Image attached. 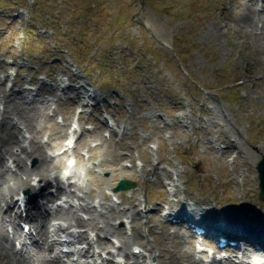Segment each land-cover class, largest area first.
Returning a JSON list of instances; mask_svg holds the SVG:
<instances>
[{
    "label": "rangeland",
    "instance_id": "374dc122",
    "mask_svg": "<svg viewBox=\"0 0 264 264\" xmlns=\"http://www.w3.org/2000/svg\"><path fill=\"white\" fill-rule=\"evenodd\" d=\"M247 1L0 0V114L25 145L33 140L49 154L60 155L73 133L75 148L52 175L67 173L82 187L64 195L82 222L64 225L86 242L109 243L115 258L125 243L128 253L142 248L139 264H157L149 249L165 264H209L213 250L199 253L188 231L164 222L162 208L209 204L242 222L253 212L264 227L254 168L264 157V66L258 42L238 28ZM60 77L105 102L82 107L73 88L56 97ZM33 99L46 110L34 112ZM103 115L115 121L114 133ZM228 138L238 154L226 153ZM121 180L136 188L113 193ZM143 207L157 211L141 216Z\"/></svg>",
    "mask_w": 264,
    "mask_h": 264
},
{
    "label": "bare ground",
    "instance_id": "6f19581e",
    "mask_svg": "<svg viewBox=\"0 0 264 264\" xmlns=\"http://www.w3.org/2000/svg\"><path fill=\"white\" fill-rule=\"evenodd\" d=\"M255 0H248L245 3V13L242 18L239 19L238 28L240 31L246 36H250L258 43L259 50V57L260 62L263 63L264 66V0H261L259 6L260 9L258 12L254 10V5H258L255 3ZM66 82V81H65ZM58 87L60 85L65 86L66 84L64 81L57 84ZM85 92L82 93V97L84 96ZM57 97V94H55ZM89 96V95H87ZM92 95H90L91 97ZM32 110L34 112L46 110L47 103L45 100L36 101L33 99ZM39 102V103H38ZM83 105V104H82ZM6 114V111L3 110L0 114V132L3 130L2 127L5 128L7 135L5 138L0 139V263L1 264H61L60 261L56 260L55 258H50V255L53 253L50 249L51 246L47 245V235L49 229L45 226L49 224L52 219H58L67 222L68 219H76L78 222H82L78 217L75 216L74 205L67 199L66 202L63 204L66 206L65 208H50L49 210H44L42 219L38 222L35 220V217L40 215L39 206L35 204L34 197L29 200V205L27 209V214L24 219V224L29 228L28 230L33 233L27 232L26 234L22 233L20 228L16 223V219L18 216L12 211L13 206L16 204L17 200L13 202V195L17 194L25 189L32 190L35 194L38 193L40 195L43 194V190L46 187H49L51 181H55L58 184V196H63L65 193V183L68 182V188L75 189L76 191H82V187L72 183L74 176H64V177H54L52 175V170L56 169V166H59L63 162V158L68 153V149L62 151L60 155H53L49 154V151L45 149L42 145H37L34 147L33 140L27 141L28 144H24V138L22 136L21 139H18L17 134L13 131L18 133V129L15 128L13 124L7 120L8 115L3 116ZM37 114V113H36ZM17 115V114H15ZM38 115V114H37ZM17 118L21 119V117ZM223 118V123L227 125V119ZM10 128L8 129V127ZM228 126V125H227ZM123 133V132H122ZM231 137V136H230ZM229 137V138H230ZM234 137V135H232ZM226 139L227 146L225 147L226 153H230L233 149L238 154L237 149L235 148L234 142L230 141V139ZM75 138L73 133H70V140L69 143H75ZM225 140V139H224ZM26 142V143H27ZM44 148V149H43ZM53 150V149H51ZM30 159H36L37 165L34 168L29 167L28 161ZM159 163V162H158ZM158 163H154L153 167L149 171V174H154ZM76 177L79 178L80 175L75 173ZM43 182L44 186H41L39 183ZM38 184V185H37ZM170 186V191L174 194L178 190L177 180L170 181L168 184ZM76 191H72V196H77ZM40 199H43L45 205L49 204L54 200V196L47 195V196H40ZM106 198V197H105ZM247 199H251L252 196L247 195ZM14 203V204H13ZM12 204V206H11ZM204 205V204H202ZM202 205H194L192 206L201 208ZM206 209L204 210V214H202V218L210 221L212 223H217L219 218L222 216L216 208H213L211 205L206 204ZM179 208V207H178ZM183 208V207H182ZM108 209L110 211H114V205L109 206ZM84 210H87L84 208ZM202 210V209H201ZM179 212V209H178ZM177 212V213H178ZM252 213V216L255 214ZM244 215V213H243ZM242 214H235L232 211L224 212L223 213V221L230 227H236L245 230L249 235V240L251 241H258L260 244L256 243L259 247H264V227L258 226L255 222V219L250 218V221L242 222L241 217ZM257 216V214H256ZM236 218V219H235ZM235 219V220H233ZM9 228V231L6 228ZM63 225H54L53 232L61 231ZM109 226L107 228V231ZM102 230V229H101ZM109 231H112L110 228ZM79 241H83V235L77 236ZM14 242L19 245V248L14 246ZM27 242V243H25ZM98 243V241H97ZM95 242L93 243V245ZM98 245H102L99 242ZM107 247H110V244L106 242ZM125 248L122 249V246L119 247L117 250V254H120L122 258V262L129 258L135 259H142L143 256H135L132 253L127 252V243L124 244ZM262 245V246H261ZM95 246V245H94ZM243 251V252H242ZM241 251L242 258L240 260H236L235 264H264V262H260V260H256V262L248 261V253L244 250ZM83 252V251H82ZM83 255V253H82ZM85 255L92 258L93 260L97 261L96 263L99 264V259L102 255L98 252H94L93 255L87 250ZM113 255V254H112ZM148 255L153 256L156 259L157 264H165L158 255H154L152 251L148 250ZM230 260H232L230 258ZM220 262V261H219ZM209 264H216L215 262H208ZM107 264H115L114 260L107 262ZM121 264V263H119ZM133 264H139L136 260ZM173 264V263H168ZM174 264H180L179 262H175ZM219 264V263H218Z\"/></svg>",
    "mask_w": 264,
    "mask_h": 264
},
{
    "label": "water",
    "instance_id": "95a60500",
    "mask_svg": "<svg viewBox=\"0 0 264 264\" xmlns=\"http://www.w3.org/2000/svg\"><path fill=\"white\" fill-rule=\"evenodd\" d=\"M258 172V179H259V200L264 202V157H261V160L257 164V167H255ZM131 188H134L133 184H128L126 182H121L118 184V187L115 189V192L122 191V190H129Z\"/></svg>",
    "mask_w": 264,
    "mask_h": 264
}]
</instances>
